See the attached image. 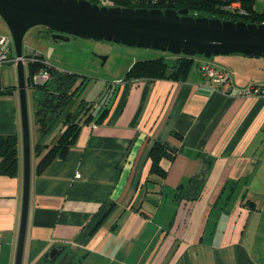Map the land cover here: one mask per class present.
Here are the masks:
<instances>
[{
  "label": "crops",
  "instance_id": "1",
  "mask_svg": "<svg viewBox=\"0 0 264 264\" xmlns=\"http://www.w3.org/2000/svg\"><path fill=\"white\" fill-rule=\"evenodd\" d=\"M0 34L16 54L8 26ZM263 59H211L228 68L229 93L203 76L201 57L184 79L126 80L125 72L98 100L74 97L45 134L36 124L42 94H33L23 264H38L54 245L75 254L76 264H264V94L241 92L264 84L256 72ZM27 69L25 61L28 77ZM29 89L36 90L27 88L28 107ZM82 98L93 102L88 114L95 118L82 124L66 158L38 174L47 149L38 155L37 145L61 134L65 115ZM7 134L18 136L20 166L15 176L0 174V264H15L23 203L17 61L0 64V135ZM157 140L177 148L161 159L163 176L151 171Z\"/></svg>",
  "mask_w": 264,
  "mask_h": 264
},
{
  "label": "water",
  "instance_id": "2",
  "mask_svg": "<svg viewBox=\"0 0 264 264\" xmlns=\"http://www.w3.org/2000/svg\"><path fill=\"white\" fill-rule=\"evenodd\" d=\"M18 57V87L23 135V203L15 264H23L31 190V133L24 37L37 25L54 41L82 37L127 46L212 58L240 53L264 57V22L194 16L188 8L100 5L90 0H0ZM75 254L54 245L38 264H76Z\"/></svg>",
  "mask_w": 264,
  "mask_h": 264
},
{
  "label": "trees",
  "instance_id": "3",
  "mask_svg": "<svg viewBox=\"0 0 264 264\" xmlns=\"http://www.w3.org/2000/svg\"><path fill=\"white\" fill-rule=\"evenodd\" d=\"M100 5H118L130 7H148V8H188L190 14L194 16L205 15L208 17H219L222 19L244 20L247 22L262 21L261 15L244 16L237 13L229 12L221 8V2L217 0H90ZM108 3H103V2ZM32 51L34 49H31ZM171 53V52H170ZM197 56H188L185 54L160 55L158 57L138 59L125 73V79L138 78H173L184 79L195 63ZM39 60L28 61V87L35 88L42 94L36 109V124L41 134H45L50 127V119L60 114L74 98L79 97L87 87L91 77L61 70L53 64L46 62L44 55L40 52ZM211 60L204 58V60ZM226 68V67H225ZM47 69L50 72V78L42 84L32 83L33 74L40 70ZM228 69V68H227ZM232 80V79H231ZM94 106L82 98L77 110L67 112L64 117V129L48 145L38 144L37 154L47 149L45 155L37 165L36 172L41 174L47 166L56 159L67 157L71 147L76 143L82 124L91 122L95 116L89 113ZM86 114H88L86 116ZM85 116V117H84ZM84 117V118H83ZM103 114L98 118V121ZM176 136L182 137V134L173 132ZM177 151L176 147L171 146L168 142L160 140L155 141L150 150L152 159L151 171L159 175H164L165 171L161 167L163 157H173ZM19 151L18 136L16 134L0 135V174L15 176L19 173Z\"/></svg>",
  "mask_w": 264,
  "mask_h": 264
},
{
  "label": "rangeland",
  "instance_id": "4",
  "mask_svg": "<svg viewBox=\"0 0 264 264\" xmlns=\"http://www.w3.org/2000/svg\"><path fill=\"white\" fill-rule=\"evenodd\" d=\"M103 3L106 4L108 2L105 1ZM255 7L262 12L264 10V0H257ZM2 26L5 28L7 25L0 16V27ZM23 43L24 50L31 47L41 52L48 62L61 70L91 77L92 80L83 91L82 97L94 100H98L100 91L106 84L113 82L116 76L124 75L130 65L138 59L171 55L168 51L127 46L121 43L87 39L79 36H73L70 40L54 41L51 38V30L43 25L30 28L25 34ZM227 56L219 55L209 59L217 61L219 58ZM255 58L258 57L255 56ZM256 72L264 74V66L256 69ZM38 92L29 89L30 126L34 136L36 135V129L32 96Z\"/></svg>",
  "mask_w": 264,
  "mask_h": 264
},
{
  "label": "built area",
  "instance_id": "5",
  "mask_svg": "<svg viewBox=\"0 0 264 264\" xmlns=\"http://www.w3.org/2000/svg\"><path fill=\"white\" fill-rule=\"evenodd\" d=\"M221 2V8L229 12L237 13L244 16L249 15H261L264 22V10L258 11L255 7L257 0H217ZM12 38V36H11ZM13 40V39H12ZM8 38L0 34V64H4L11 61H18L16 54H12L10 47L8 46ZM37 50L29 49L27 53H24L25 61L39 60ZM47 62V61H46ZM201 73L204 77L209 78L216 83V88L224 93H229L232 89V80L229 70L225 67H219L209 60H203L199 66ZM50 78V72L47 69L40 70L33 74L31 80L34 84H42ZM242 94H264V84H252L246 89L241 91ZM80 174H78L79 176Z\"/></svg>",
  "mask_w": 264,
  "mask_h": 264
}]
</instances>
